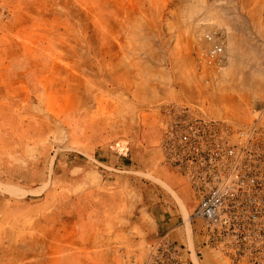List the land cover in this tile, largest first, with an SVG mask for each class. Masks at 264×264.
I'll list each match as a JSON object with an SVG mask.
<instances>
[{
    "label": "rangeland",
    "instance_id": "rangeland-1",
    "mask_svg": "<svg viewBox=\"0 0 264 264\" xmlns=\"http://www.w3.org/2000/svg\"><path fill=\"white\" fill-rule=\"evenodd\" d=\"M2 1L22 3V0ZM84 1L87 5L84 4ZM29 8L36 9L39 14H43L39 22L45 32L53 26L75 29L73 31L78 43L87 45L86 50L83 49L84 45L82 44L77 47L75 53L77 61L99 59L98 40L103 36L100 35V32L105 27H108L109 31H115L117 26L115 22L118 21V26L121 27V34L118 36L119 45L124 47L125 52H135L133 57H138V60L150 63L149 67L126 65L131 57L130 54L124 55L125 66L123 69L134 76H145V78L150 76V79H154L157 94L166 92V100H159L155 104L149 105L143 112V118H147V113H154L151 114L152 119L150 120L156 124L157 132L155 133L161 129L156 108L163 102L196 105L210 117L225 119L240 125L250 123L257 114L261 119H264V96L261 94L264 86V0H30ZM54 10L70 13L73 18L63 17L62 12L55 14ZM103 12L109 16L119 14L121 18L120 20L106 18L105 15L103 16ZM3 22L2 18L0 25H3ZM206 35L210 39H207ZM108 37L110 42L117 43L116 36L109 35ZM214 43L222 45V65L219 68L207 67L203 62L206 59L205 49ZM23 53L28 58H44L46 62L51 57L50 53H39L34 50H27ZM120 60H122L121 57ZM14 66L11 67V71ZM48 69L50 68L47 67V71H42V73H47ZM72 69H76L77 73L84 71L83 66ZM91 69L93 70L91 75H97L95 69L98 71L99 68L93 66ZM0 70L2 69L0 68ZM59 74L67 75L63 70ZM66 78H61L60 85L63 88L67 86ZM121 78L122 76L119 77V80ZM100 81L102 80H96L97 83ZM105 82H107L108 92L93 91L94 100L92 103L93 105L97 103L103 113L107 112L105 117L109 121L116 114L112 112H121L123 96L115 90L119 86L115 72L111 71ZM38 85L36 82L32 84V88L29 89L30 98H26V94L20 92L18 83H10L7 99L3 105L0 104V108L20 112V114L10 116L11 121L7 122L10 124V129L6 131L8 139L5 138V140L9 144L0 149L1 152L5 151L4 156L6 153L7 161L10 164H3L0 159L1 172L19 175L29 169L25 163L27 161L26 154L29 153L27 150L31 148L25 142L31 138L40 140V142H42L41 138L45 139L43 142L53 141V137L59 139V145L39 148V150L49 149V151L58 152L61 162L64 160L65 163V167L61 165V169L65 171L68 170L67 161L73 158V154L79 160L83 156V147L69 146L67 141L64 142L67 140L68 133L66 117L62 114L59 115V130L46 129V125H43L42 131H29L28 122L33 121L31 116L35 115H23L30 114L31 108L43 103L34 88ZM45 86L51 88L52 84L45 82ZM81 86H83L82 82ZM3 90L4 84L1 83L0 92ZM77 96V109L81 112L78 118H81L82 121L83 91H78ZM51 99L50 94L46 99L47 105H51ZM4 120L3 114H0V127L5 124ZM42 121L45 122V120ZM96 131V136L91 140L93 144L102 142L108 157L124 156L125 153L122 155L113 147L115 142L118 144L117 148H126V145L124 141L115 137L116 131L112 126L104 123L103 130L98 126ZM76 133L79 138H82V125L78 126ZM100 133L102 134L101 138ZM40 134L42 136H39ZM151 135L146 137L147 135L143 132L142 137L147 141ZM158 139L154 138V145L157 144ZM77 142L81 143L83 139H79ZM99 146H96L97 151H100ZM154 148L156 151L154 162L150 166L147 162L141 164L142 169L139 173L141 204L146 202L159 204L166 201V194H168L166 184L168 183L165 181V177L174 179L173 184L175 185L184 184L178 174L160 162L159 151L156 146ZM111 160L115 161V159ZM2 177L0 178L2 183L24 182L22 179L8 178L9 176ZM67 181L62 177L55 180L56 185H59L60 188L59 197L63 199L61 203L65 205L69 198ZM51 183L52 179L50 178L41 186L40 190H43L46 185L50 187ZM9 190L13 195L23 193L21 189L15 187L8 189L0 184V192L9 193ZM183 202L187 213L185 210L182 213L188 223H185V220L181 221L182 213L174 200L170 203L165 202V205H168L172 211L169 216L177 219L183 225L186 241L181 244L182 261L184 263L190 261L194 264H245L244 262H229L206 247L203 250L193 249V245L195 247V244L200 243L196 232L199 221L189 218L193 204L189 200H183ZM147 213L140 210L138 224L136 222L131 225V219H126L124 216L122 222L119 220L118 226H113L108 220L107 225L102 227L95 225L79 229L73 227L71 234L88 236L94 246L93 252L96 251L95 247H99L100 238L103 237V249L112 252L109 264H145L148 256L153 253L152 249L156 245L158 246V238L153 232ZM160 253L161 251L158 250V254ZM188 253L189 255H187ZM99 262V259L93 260L95 264Z\"/></svg>",
    "mask_w": 264,
    "mask_h": 264
},
{
    "label": "crops",
    "instance_id": "crops-1",
    "mask_svg": "<svg viewBox=\"0 0 264 264\" xmlns=\"http://www.w3.org/2000/svg\"><path fill=\"white\" fill-rule=\"evenodd\" d=\"M29 1L22 0V3L0 1V20L4 19L3 25H0V68L2 69L0 84H4V90L0 92V98H3L0 99V104L3 105L7 99L10 83H18L20 92H24L26 98H30L29 89L36 82L39 85L34 88L43 103L31 108L30 114L23 115H35L31 116L33 121L28 122L29 131H42L43 125H46V129L59 130V115L62 114L66 117L68 133L64 142L67 141L69 146L83 147L84 153L81 160L73 154V158L67 161L68 170L65 171L61 169V165L65 167V163L64 160L61 162L58 152L49 149L39 150V148L59 145V139L53 137V141L43 142L45 139L41 138L42 142H40L31 138L25 142L31 148L27 150L30 154H26L25 163L29 169L19 175L0 171V178L9 176L8 178L24 181L23 183L0 182L8 189L15 187L23 190L21 195H13L10 190V194L5 191L0 192V264H95L94 259H99L98 264H109L112 252L103 249V237L100 238L99 247H95L96 251L93 252L94 246L90 238L71 234L72 228L79 229L92 225L102 227L107 225L108 220L113 226H118L119 220L122 222L124 216L126 219H131V225L136 222L138 224L140 210L148 212V218L157 238L165 237L177 245L185 243L183 225L169 216L172 211L165 202L170 203L174 200L181 213L183 210L186 211L183 200L187 201L190 198L187 187L182 183L175 185L174 179L165 177L168 183L166 201L159 204L148 202L141 204L139 195L141 164L147 162L150 166L154 162L156 158L154 138L157 139L161 135V129L155 133L156 124L150 120L151 114L154 113H147V118H143V112L149 105L159 100H166V92L157 94L154 79H150V76L145 78L137 75V78L123 69L125 66L123 59L124 55L130 54L131 58L126 65L133 64L138 67H149V61L144 63L141 59L138 60V57H133L135 52H125L124 47L119 45L118 36L121 34V27L118 26V21L115 22L117 25L115 31H109L108 27L102 28L100 35L103 36L98 40L99 59L77 61L75 60L77 47L82 44L83 49L86 50L87 45L78 43L75 29L73 28V31L68 27L53 26L45 32L39 22L43 14L29 8ZM84 4L87 5L86 1ZM58 11L54 10L55 14L62 12L63 17L73 18L70 13ZM104 15L106 18L117 20L121 18L119 14L109 16L103 12ZM109 35L116 36V44L109 41ZM27 50L50 53L51 57L48 62L44 58H28L23 53ZM13 65L15 66L11 71ZM77 66H83L84 71L77 73L76 69L71 70ZM93 66L99 68L98 71L95 69L97 75H91ZM47 67L50 69L43 74L42 71H47ZM62 70L67 73L66 76L59 74ZM111 71L116 74L119 86L115 90L123 96L121 100L123 107L120 113L112 112L116 114L108 121L105 117L107 112L103 113L97 103L93 105L92 92L97 90L102 93L108 92L105 81ZM65 77H67V86L63 88L60 83L61 78L65 79ZM97 79L102 81L97 83ZM45 82L51 83V88L45 86ZM80 90L84 93L82 121L78 118L81 112L77 109V93ZM49 93L52 98L51 105L46 104ZM18 113L20 114L0 108V114L5 118V124L0 127V131L2 130L0 148L9 144L5 140L8 139L6 131L10 129V124L7 122L11 121L13 114ZM158 117L161 127L160 115ZM104 123L112 126L116 131L115 137L124 141L127 149L124 156L108 157L102 142L97 144L91 142L96 136L98 126L103 130ZM79 125L83 127L82 138L76 133ZM143 132L146 137L152 134L147 141L142 137ZM99 136L101 138L102 134L100 133ZM79 139H83V142H77ZM95 145H100L98 148L100 151H97ZM36 147L38 149H35ZM4 152L0 149V159H2L0 161L3 164L9 163ZM61 177L68 180L69 198L66 205L61 203L63 199L59 197L60 188L55 182ZM50 178L51 186L46 185L40 190ZM182 216L181 221L185 220V223H188L183 213ZM97 243L98 241L95 242L96 245ZM194 248L204 249L199 242L195 247L193 245Z\"/></svg>",
    "mask_w": 264,
    "mask_h": 264
},
{
    "label": "built area",
    "instance_id": "built-area-1",
    "mask_svg": "<svg viewBox=\"0 0 264 264\" xmlns=\"http://www.w3.org/2000/svg\"><path fill=\"white\" fill-rule=\"evenodd\" d=\"M204 55L205 66L222 65L221 44ZM156 111L160 162L187 187L201 246L229 262L264 264V119L257 114L250 123L235 124L180 102H163ZM117 145L124 154L126 148ZM157 243L145 264H194L182 261L174 241L160 237Z\"/></svg>",
    "mask_w": 264,
    "mask_h": 264
}]
</instances>
